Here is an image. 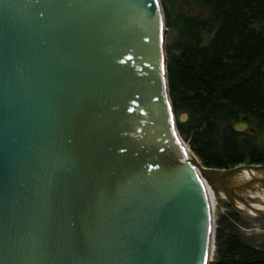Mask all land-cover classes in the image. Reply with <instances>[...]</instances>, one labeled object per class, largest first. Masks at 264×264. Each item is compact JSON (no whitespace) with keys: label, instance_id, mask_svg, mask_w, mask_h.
Returning <instances> with one entry per match:
<instances>
[{"label":"water","instance_id":"1","mask_svg":"<svg viewBox=\"0 0 264 264\" xmlns=\"http://www.w3.org/2000/svg\"><path fill=\"white\" fill-rule=\"evenodd\" d=\"M165 25L160 0H0V264H209L220 188L264 217L228 181L264 165L182 146Z\"/></svg>","mask_w":264,"mask_h":264},{"label":"trees","instance_id":"2","mask_svg":"<svg viewBox=\"0 0 264 264\" xmlns=\"http://www.w3.org/2000/svg\"><path fill=\"white\" fill-rule=\"evenodd\" d=\"M160 1L179 135L205 167L264 165V0ZM181 3L184 10L177 9ZM181 114L187 115L183 122ZM237 122L247 125L244 133L234 130ZM220 205L209 264H264V232Z\"/></svg>","mask_w":264,"mask_h":264},{"label":"bare ground","instance_id":"3","mask_svg":"<svg viewBox=\"0 0 264 264\" xmlns=\"http://www.w3.org/2000/svg\"><path fill=\"white\" fill-rule=\"evenodd\" d=\"M182 146L184 147V143H182ZM228 181L231 186L238 187L237 194L249 204V207H246L237 200H234L240 210L253 215L259 211H264L263 205L253 203L249 200L256 198L264 202V167L237 169ZM218 198L226 200V195L221 188L219 189Z\"/></svg>","mask_w":264,"mask_h":264},{"label":"rangeland","instance_id":"4","mask_svg":"<svg viewBox=\"0 0 264 264\" xmlns=\"http://www.w3.org/2000/svg\"><path fill=\"white\" fill-rule=\"evenodd\" d=\"M163 9V7H162ZM178 10H184L185 7L183 5V3H181L180 5L178 4V7H177ZM163 13H164V10H163ZM165 17V16H164ZM166 26V25H165ZM167 29V27H166ZM166 38H165V45H166V40H167V36H168V29H167V32H166ZM166 57V55H165ZM180 136V135H179ZM180 139H181V142L184 143V147L185 148H189V144L187 141H185L181 136H180ZM251 202L253 203H257V204H260V205H263L264 206V202H262L261 200L259 199H256V198H251L249 199ZM214 202V201H213ZM225 202V200L221 199V198H217V200L215 201V207H214V220L217 218V213L218 211L222 212L224 211V207L222 205H220L221 203ZM226 203V202H225ZM244 215L245 217H248V221H249V224L250 226L252 227V229H255L256 231L258 232H264V221H255L253 220L255 217L253 216H249V215H246V214H242Z\"/></svg>","mask_w":264,"mask_h":264},{"label":"built area","instance_id":"5","mask_svg":"<svg viewBox=\"0 0 264 264\" xmlns=\"http://www.w3.org/2000/svg\"><path fill=\"white\" fill-rule=\"evenodd\" d=\"M212 260V258L210 259V261Z\"/></svg>","mask_w":264,"mask_h":264}]
</instances>
